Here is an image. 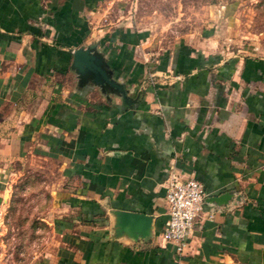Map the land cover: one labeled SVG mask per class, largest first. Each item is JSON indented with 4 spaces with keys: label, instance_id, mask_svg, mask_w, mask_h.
<instances>
[{
    "label": "crops",
    "instance_id": "obj_1",
    "mask_svg": "<svg viewBox=\"0 0 264 264\" xmlns=\"http://www.w3.org/2000/svg\"><path fill=\"white\" fill-rule=\"evenodd\" d=\"M102 4L0 0V215L19 179L51 165L41 264H264V55L186 43L151 58ZM90 44L127 101L79 85L72 53ZM171 171L205 192L180 254L162 237ZM116 210L151 216L150 237L117 234Z\"/></svg>",
    "mask_w": 264,
    "mask_h": 264
},
{
    "label": "rangeland",
    "instance_id": "obj_2",
    "mask_svg": "<svg viewBox=\"0 0 264 264\" xmlns=\"http://www.w3.org/2000/svg\"><path fill=\"white\" fill-rule=\"evenodd\" d=\"M102 5L108 20L140 31L151 58L186 43L220 56L264 55V0H103ZM56 177L51 165L32 169L6 193L0 264H41L54 247L45 218Z\"/></svg>",
    "mask_w": 264,
    "mask_h": 264
},
{
    "label": "water",
    "instance_id": "obj_3",
    "mask_svg": "<svg viewBox=\"0 0 264 264\" xmlns=\"http://www.w3.org/2000/svg\"><path fill=\"white\" fill-rule=\"evenodd\" d=\"M72 54L73 62L71 68L76 72L80 86L93 84L102 88H109L121 94L127 101L124 85L114 80L102 53L97 51L96 44H90L86 48L75 49ZM212 199L214 198H210V200ZM113 214L117 234L127 232L135 241L146 240L150 237L151 216L123 210H116Z\"/></svg>",
    "mask_w": 264,
    "mask_h": 264
},
{
    "label": "built area",
    "instance_id": "obj_4",
    "mask_svg": "<svg viewBox=\"0 0 264 264\" xmlns=\"http://www.w3.org/2000/svg\"><path fill=\"white\" fill-rule=\"evenodd\" d=\"M205 192L203 184L194 179H182L171 171L165 181L167 219L162 230L163 239L171 244L177 254L183 252L201 211Z\"/></svg>",
    "mask_w": 264,
    "mask_h": 264
}]
</instances>
